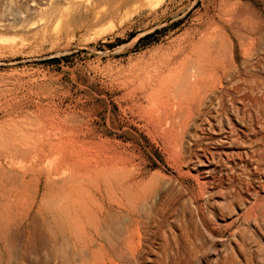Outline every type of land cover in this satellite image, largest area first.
<instances>
[{
    "label": "rangeland",
    "instance_id": "1",
    "mask_svg": "<svg viewBox=\"0 0 264 264\" xmlns=\"http://www.w3.org/2000/svg\"><path fill=\"white\" fill-rule=\"evenodd\" d=\"M237 28L264 34V0H0V264H264L260 212H247L264 167L197 165L223 136L264 152V36L251 45ZM227 37L253 93L178 130L160 77L185 58L226 62ZM83 157L131 174L152 222L130 244L114 229L128 225L121 195L86 218L59 202Z\"/></svg>",
    "mask_w": 264,
    "mask_h": 264
},
{
    "label": "bare ground",
    "instance_id": "2",
    "mask_svg": "<svg viewBox=\"0 0 264 264\" xmlns=\"http://www.w3.org/2000/svg\"><path fill=\"white\" fill-rule=\"evenodd\" d=\"M14 9L13 11H15ZM234 33L239 40L244 42L248 40L251 45L264 36L263 33H260V38H251L248 35L257 34V31L253 29L242 33L237 28L234 30ZM232 46V40L227 37L224 45L228 56L226 62L222 61V58H219L218 55L217 57L212 54L206 62L199 61L200 57L194 59L196 61L185 58L175 63L173 68L167 70V74L160 77L158 88L164 103L168 107L167 117L172 123L174 122L178 130L184 127L190 118L203 117L206 113L209 114L213 122H216V119H219L223 115L225 105L231 106L234 102L246 99L244 91L249 92V94L253 93L254 89L251 87V81L244 80L239 69L230 61ZM255 101L252 100L251 102L256 104ZM213 125L214 123H207L209 131L213 135L218 136V133L213 130ZM240 128L238 131L244 133L242 125H240ZM233 140L225 136L218 137L215 152L203 155L202 160L197 161L202 174L206 175L210 170L214 156H217L218 160L221 159L225 162L235 157L240 167H245L251 172L263 170L264 152L253 147H248V149L234 148L232 146ZM53 149L50 147L49 152H55ZM100 165L103 167H100ZM260 172L262 173V171ZM52 173L59 174L60 169L54 166ZM62 179L61 184L64 187V194L60 197L59 202L63 203L66 208H71L74 213L81 214L85 218L87 214L95 213V210L101 215L103 211L102 202L108 199L111 204L113 195H121L119 201L117 200L116 212L120 215L124 214L128 225L123 226V229L121 227L114 229L118 236L121 237L122 235L124 244H130L133 234H137L144 224L148 226L152 222V215L148 212V208L147 211L144 210V208H141L142 205L140 207L130 198L128 189L134 184L131 181V174L125 168L114 167L110 164V160H104L101 163L83 157L80 167L67 171L65 178ZM260 189L264 193V187L260 186ZM256 197L258 196L256 195L254 198L250 196L253 203L250 204L251 206L247 209V212L253 210L255 207L259 209L261 224L257 227V230L262 231L264 234V197ZM54 204L56 202L53 203V206ZM88 224L89 228H93L96 236H99L98 228L91 223ZM85 227L87 226L85 225Z\"/></svg>",
    "mask_w": 264,
    "mask_h": 264
},
{
    "label": "trees",
    "instance_id": "3",
    "mask_svg": "<svg viewBox=\"0 0 264 264\" xmlns=\"http://www.w3.org/2000/svg\"><path fill=\"white\" fill-rule=\"evenodd\" d=\"M148 38H150V35H146L145 37H143L144 40H147ZM59 59L57 58H53V59H50L49 62H58Z\"/></svg>",
    "mask_w": 264,
    "mask_h": 264
}]
</instances>
